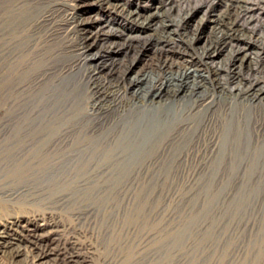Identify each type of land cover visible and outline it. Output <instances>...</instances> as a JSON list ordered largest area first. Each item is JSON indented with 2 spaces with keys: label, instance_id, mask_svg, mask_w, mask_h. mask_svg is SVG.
Listing matches in <instances>:
<instances>
[{
  "label": "bare ground",
  "instance_id": "obj_1",
  "mask_svg": "<svg viewBox=\"0 0 264 264\" xmlns=\"http://www.w3.org/2000/svg\"><path fill=\"white\" fill-rule=\"evenodd\" d=\"M128 6H113L126 12L130 26L111 29L109 36L152 39L161 54L184 40L196 59L172 53L180 61L177 72L137 73L122 88L91 78L69 90L70 81L61 79L50 94H42V111L30 125L18 121L22 103L12 97L23 90V38L13 40L4 32L0 257L92 264V253L81 252L73 238L61 241L67 225L51 213L26 208L68 188L264 183V82L243 79L264 63L255 51L262 40L247 27L259 22L258 37L264 39V0H198L193 5L190 0H150ZM183 10L187 13L178 22L170 19L171 12ZM197 13L201 16L190 29ZM77 18L71 15L68 22L83 27L85 19ZM203 38L198 51L193 44ZM85 46L81 55L89 50ZM223 52L224 64L216 62ZM134 64L124 69V78ZM171 64L166 59L163 68ZM221 71L225 75L219 77ZM42 125L47 132L25 133ZM63 200L59 195L56 201Z\"/></svg>",
  "mask_w": 264,
  "mask_h": 264
},
{
  "label": "rangeland",
  "instance_id": "obj_2",
  "mask_svg": "<svg viewBox=\"0 0 264 264\" xmlns=\"http://www.w3.org/2000/svg\"><path fill=\"white\" fill-rule=\"evenodd\" d=\"M149 1L0 0V112L5 90L2 47L6 31L13 40L23 38V90L12 97L22 103L18 121L29 125L42 111V94H50L56 82L70 81L71 90L92 78V82L100 79L122 88L137 73L177 72L180 61L172 53L196 59L194 49L184 40L177 39L174 45H168L173 48L164 47L167 54H161L152 39L127 41L123 36L124 39L109 36L111 29L127 30L130 26L126 12L113 6L125 3L130 5L128 8L141 7ZM195 1L198 0H190V4ZM171 13L170 19L178 22L187 12ZM71 15L85 19L86 24H70ZM200 16L201 13L195 15L190 29ZM244 18L240 21L243 25L248 21ZM247 27L257 30V39L262 41L255 43V51L264 59V39L258 37L260 23ZM207 35L208 31L205 38ZM205 38L193 47L199 51ZM85 45L90 46L89 50L86 48L87 55H81ZM226 53L216 62L224 64ZM96 55L100 59L97 62L93 60ZM166 59L172 64L163 68ZM131 63H135L134 67L124 78L123 71ZM257 66V70L243 75L244 82H264V63ZM224 75L221 71L219 77ZM81 88L78 91L82 93ZM40 131L47 132L45 125L25 133ZM3 132L0 120V136ZM92 189L68 188L49 200L26 206L51 213L67 225L61 241L73 238L81 252L92 253V264H264V183ZM59 195L64 198L62 202L56 201ZM0 264L37 263L28 255L16 259L3 256Z\"/></svg>",
  "mask_w": 264,
  "mask_h": 264
}]
</instances>
